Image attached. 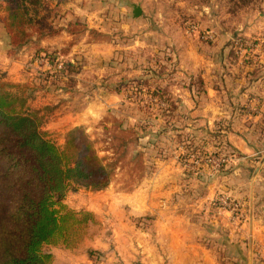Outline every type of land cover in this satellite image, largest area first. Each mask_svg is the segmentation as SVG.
Wrapping results in <instances>:
<instances>
[{
  "label": "rangeland",
  "instance_id": "1",
  "mask_svg": "<svg viewBox=\"0 0 264 264\" xmlns=\"http://www.w3.org/2000/svg\"><path fill=\"white\" fill-rule=\"evenodd\" d=\"M39 1L36 11L31 8L33 22L28 30L47 33L34 32L25 46L11 47L0 23V81L9 86L7 90L25 96L27 110L38 114L42 131L59 147L64 146L72 124L85 131L110 173L103 192L113 188L115 197L132 196L136 188L155 181L160 188L167 184L176 201L180 197L183 203L197 200L201 176L213 173L208 160L224 159L223 145H214L216 133L196 123L203 116L209 124L208 114L195 111L202 104L199 93L205 86L197 58L223 56L234 62L238 54L247 56L242 54L247 43L241 40L231 52L220 50L211 28L220 23L225 28L238 23L249 26L250 18L259 24L264 19V0H124L119 4L92 0L94 8L108 2L104 10L123 6L125 14L114 11L90 22L73 17L86 0ZM133 5L142 8L138 19L133 17ZM232 11L236 15L228 18L226 13ZM0 16H6L2 0ZM62 29L68 34L60 36ZM256 34L264 40V26ZM92 44H110L115 52L105 57V49H94ZM68 64L75 65V72H69ZM87 189L68 193L64 201L68 208L87 211L95 220L83 242L70 250L87 249L92 264H101L104 254L90 246L98 242V248H106L114 234L129 227L105 225L92 211L77 210L103 209L102 191ZM161 190L158 203L165 201ZM118 211L112 215L125 219L124 211ZM117 240V246L123 244ZM57 248L64 247L46 251L53 256Z\"/></svg>",
  "mask_w": 264,
  "mask_h": 264
},
{
  "label": "crops",
  "instance_id": "2",
  "mask_svg": "<svg viewBox=\"0 0 264 264\" xmlns=\"http://www.w3.org/2000/svg\"><path fill=\"white\" fill-rule=\"evenodd\" d=\"M88 1L77 6L79 9L73 12L75 19L85 17L90 22L93 17L112 16L119 10L125 14L123 6L104 10L108 2L94 8L92 0ZM108 1L119 4L124 0ZM234 12L226 15L235 16ZM249 23V26L238 23L228 28L220 23L211 28L215 33L214 44L220 50L231 52L241 40L247 43L242 53L247 52V56L238 54L232 62L223 56L210 59L202 54L196 62V67L204 72L205 86L199 93L203 96L202 104L195 111L208 114L209 124L206 125L203 116L196 123L216 133L214 145H223L220 152L226 160L223 169L212 167L211 176H201L200 195L194 201L183 203L184 197L176 201L172 199L174 191L166 190L167 184L160 188L154 181L136 188L132 196L115 197L113 188L102 191L99 198L105 201L101 202L103 209L76 208L92 211L97 221L105 225L119 223L129 227L122 234H114L106 248H98V242L90 246L104 254L101 264H264V40L255 38L258 27L264 26V19L255 24L250 18ZM62 30L60 36L68 34L67 29ZM92 47L105 49V57L115 52L110 44H92ZM225 68L227 72H221ZM72 127L80 126L72 124ZM171 188L176 187L172 184ZM161 189L165 191L164 205L157 202ZM221 196L241 205L240 219L221 207L218 201ZM116 198L122 201L117 202ZM115 209L124 211L121 215L125 219L113 216ZM117 237L123 240L122 245L117 246ZM53 257V264H92L93 261L87 249L57 248Z\"/></svg>",
  "mask_w": 264,
  "mask_h": 264
},
{
  "label": "trees",
  "instance_id": "3",
  "mask_svg": "<svg viewBox=\"0 0 264 264\" xmlns=\"http://www.w3.org/2000/svg\"><path fill=\"white\" fill-rule=\"evenodd\" d=\"M2 2L0 23L11 47L47 33L28 30L39 0ZM74 67L68 64L70 73ZM7 87L0 81V264H53L46 249L78 247L95 222L89 212L68 208L67 194L82 187L103 191L110 173L82 128L71 129L59 147L42 131L38 114L27 110L25 96Z\"/></svg>",
  "mask_w": 264,
  "mask_h": 264
},
{
  "label": "built area",
  "instance_id": "4",
  "mask_svg": "<svg viewBox=\"0 0 264 264\" xmlns=\"http://www.w3.org/2000/svg\"><path fill=\"white\" fill-rule=\"evenodd\" d=\"M208 163L211 164V166L217 170L223 168V166L226 164V160L224 159H210L208 160ZM221 203V207L224 210H227L231 213V215L234 216V218L236 219H240L241 218V205L226 197V196H221L220 199L218 200Z\"/></svg>",
  "mask_w": 264,
  "mask_h": 264
},
{
  "label": "water",
  "instance_id": "5",
  "mask_svg": "<svg viewBox=\"0 0 264 264\" xmlns=\"http://www.w3.org/2000/svg\"><path fill=\"white\" fill-rule=\"evenodd\" d=\"M132 13H133L134 19H138L142 15L143 11H142V8L140 6L133 5ZM87 190H89V189H87Z\"/></svg>",
  "mask_w": 264,
  "mask_h": 264
}]
</instances>
